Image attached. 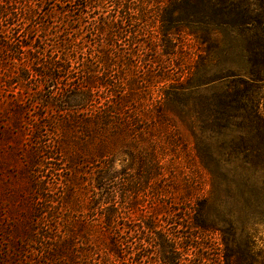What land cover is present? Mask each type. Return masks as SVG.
I'll return each instance as SVG.
<instances>
[{"label": "trees", "instance_id": "16d2710c", "mask_svg": "<svg viewBox=\"0 0 264 264\" xmlns=\"http://www.w3.org/2000/svg\"><path fill=\"white\" fill-rule=\"evenodd\" d=\"M57 14L76 37L34 39ZM231 55L264 69V0H0V175L21 180L2 186L0 264H149L112 233L124 214L107 187L122 180L132 210L166 157L189 155L209 190L178 225L218 234L222 264H264L250 252L264 230V114L256 76L233 74ZM177 240L153 241L158 264H184Z\"/></svg>", "mask_w": 264, "mask_h": 264}, {"label": "rangeland", "instance_id": "374dc122", "mask_svg": "<svg viewBox=\"0 0 264 264\" xmlns=\"http://www.w3.org/2000/svg\"><path fill=\"white\" fill-rule=\"evenodd\" d=\"M52 1L54 2L55 0H51V2ZM43 6L45 7L44 10L50 9L48 5ZM36 22L39 21L36 20ZM40 22L43 24V26L47 27V31L44 33L38 29L37 33L32 34V36L34 39L43 37L47 40L48 45H50V41L57 40L56 32L58 30L63 34V36H65L64 34H68L67 36L69 37H76V34L73 33V30L66 26L67 21L63 16H59L57 14L53 18H45L40 20ZM66 29L68 31L67 33H64V30ZM78 38L80 37L78 36ZM49 50L50 48L47 46L46 51ZM228 64V67L233 74L239 75V77L246 81H249L250 78H254L251 76H256L257 81L254 85V90L258 94L257 97L260 102L262 113L264 114V69L253 73L250 71V67H247L246 63L238 55H231L229 57ZM185 133L187 134V132ZM43 140L47 144H51V139L49 136H46ZM191 146L192 142L189 140V147ZM6 147L7 145L4 147L5 151ZM2 152L3 151H1V153ZM9 158L10 155L7 156V159ZM166 158L171 165H164L165 172L163 175L153 183V186L149 192L144 194L138 200V206H134L132 210H128L129 208L124 205L122 189L125 188V185H123L124 182L122 180L115 181L117 182L116 184L107 187V190L114 188L116 198L115 203L118 205L119 211L124 214V218L119 221L112 233L115 234V237L121 242L122 247L125 248L126 255L128 257H132V255L127 254L130 252V249H127V247H130L134 254L137 248H141L142 251L139 250V254L143 256L148 255L149 264L159 263L156 252L158 247H156V249L154 248V242H158L160 236L166 238H180L182 240V244L179 245L180 247L177 245L178 240L176 241L177 243H174V249L177 253H182V258L180 259L184 264H222V259L220 257L221 246L219 245L220 236L218 234H209V236H203V238L200 236V239L195 240L197 236L196 233L186 229L185 226L181 227L178 225L180 218L185 217L181 209L185 208L184 206H190L192 202L199 196L203 197L207 194L209 190L208 176L198 168L195 161L191 159V155L187 156V160L183 159L185 157L181 158V161L173 160V158L170 157ZM167 159L164 160V164L167 162ZM116 166L118 169L121 168L119 162L116 164ZM181 166L184 168V173L182 172ZM54 168L58 170L60 169L58 164L55 165ZM61 173L64 172L60 170L55 171L54 175L50 172L42 173V175L47 176L46 180L51 182V179H54L55 181L56 179H60V177H57L55 174ZM0 177L2 178V184H0V206H5L7 203L1 200L3 190L2 186H4L5 181H8V184H11V182L12 184H17L18 181L20 182L21 180L17 179V176H13L11 178V176L6 175L5 173L1 174ZM189 178L192 181V187L194 190L192 194L191 192L189 193L190 198L188 197L189 199H187L184 196V190L186 186L185 180H189ZM54 192L59 196L62 193L61 186H55ZM99 198L100 197H98V194L94 193L91 188H89L85 196H83V199L86 202L91 201L93 204L98 203L100 201ZM80 199H82V197ZM84 211L86 210L84 209ZM93 214L95 215V213ZM96 216L97 217L95 218L101 220V215L97 214ZM148 220H150L153 224L152 229H149L147 234L149 235L148 239L151 240L153 245H148L147 248H144L139 246L136 242H138L139 238H143V236L146 235L145 233H142V231L139 232V228L146 229L145 222ZM93 228L94 230L91 231L92 238H96L97 241H101L103 233L99 231L98 227L95 226ZM181 246L185 247V249H180ZM250 249L252 254L264 256V230H259L257 233L256 244ZM242 251V249H234V252ZM135 258H138V255ZM207 259L209 261H206Z\"/></svg>", "mask_w": 264, "mask_h": 264}]
</instances>
